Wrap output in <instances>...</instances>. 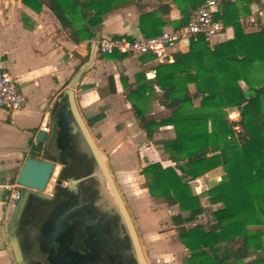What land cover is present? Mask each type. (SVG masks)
I'll return each instance as SVG.
<instances>
[{
	"label": "trees",
	"instance_id": "trees-1",
	"mask_svg": "<svg viewBox=\"0 0 264 264\" xmlns=\"http://www.w3.org/2000/svg\"><path fill=\"white\" fill-rule=\"evenodd\" d=\"M172 1L182 15L173 25L177 29L186 24L202 0ZM125 2L137 4L138 0H22L35 12L45 6L75 44L94 38L103 15ZM250 2H221L215 19L232 29L231 39L213 48L202 38L190 41L188 53H177L173 63L157 65L152 80L141 74L136 89L126 94L148 141L156 129L173 128V138L158 142L171 165L150 163L140 174L151 198L178 208L170 222L188 252L184 264H264V75L253 79L256 67L264 71V27L244 33L239 20L242 12L248 14ZM164 8L160 5L157 11L140 15L143 36L161 33L167 25L159 16ZM188 84H194V93L189 92ZM155 97L170 111L166 119L148 117L147 104ZM197 98L200 102L194 107ZM229 108L242 110L237 122L227 121ZM235 124L241 127L236 137ZM41 150L37 144L31 155ZM216 168H222L224 175L207 191V198L218 208L211 212L209 222L197 224L204 209L190 183ZM67 177L61 170L59 179ZM252 250L255 258L248 260Z\"/></svg>",
	"mask_w": 264,
	"mask_h": 264
},
{
	"label": "crops",
	"instance_id": "crops-1",
	"mask_svg": "<svg viewBox=\"0 0 264 264\" xmlns=\"http://www.w3.org/2000/svg\"><path fill=\"white\" fill-rule=\"evenodd\" d=\"M222 1L218 0V13ZM160 5L165 6L159 15L160 19L167 23L161 32L173 29L174 23L182 15L172 0H138L137 4H117L103 15L94 38L75 44L45 6L35 12L24 5L22 0H0V62L10 71L27 99L26 105L21 109L10 111L0 108V264H15L8 230L14 205L8 204L5 186L18 187L14 179L27 157L55 160L58 162L55 164V171L63 168L58 156L53 154L56 152L53 146L56 140L45 151V143L40 144L35 138L39 131H44L49 136L52 115L62 99H65L60 96L65 89L71 88L73 79L81 69L83 71L72 88L77 107L134 213L150 257L154 264L177 263L171 252L165 253L164 261L157 258L155 241L141 213V202L145 203V211L150 219L155 220L161 209L170 212L175 209L174 214L178 212L177 206L168 207L162 199L151 198L143 187L145 180L140 174L142 168L150 163L159 162L163 167L171 165L162 149L157 150L156 147L161 148L159 141L174 137L173 128L165 126L156 129L152 140L148 141L145 132L138 126L126 94L129 89H136L141 82V74L147 80H152L157 65L173 63V56L177 53H188L190 41H181L169 47L166 50L168 61L163 63L154 60L152 56H102L97 53L94 45V41L102 35L129 38L143 36L139 28L140 15L157 11ZM248 11V14L242 12L240 16L243 31L258 32L264 27V0H251ZM219 23L221 31L212 39V48L233 36L230 27H223L220 21ZM263 75L264 71L259 67L253 71V79ZM239 84L246 90L244 82ZM187 87L190 93H194V84H188ZM199 102L200 98L195 99L194 107ZM147 106L148 117L155 121L166 119L170 115V111L161 106L156 97L149 100ZM228 117L231 122L235 121V118H240V112L228 109ZM140 136L143 141L138 143L135 140ZM37 144L41 145L42 150L32 156L31 148ZM140 152L141 167L138 164ZM221 172L222 168H216L191 183H198L211 176L217 184L222 178ZM49 183L47 194L65 187V183L58 186L55 183L48 189ZM154 207L158 210L154 211ZM158 220L159 218L155 224L160 240L163 235L157 226Z\"/></svg>",
	"mask_w": 264,
	"mask_h": 264
},
{
	"label": "flooded vegetation",
	"instance_id": "flooded-vegetation-1",
	"mask_svg": "<svg viewBox=\"0 0 264 264\" xmlns=\"http://www.w3.org/2000/svg\"><path fill=\"white\" fill-rule=\"evenodd\" d=\"M79 144V137L73 134L53 145L67 178H82L93 170L79 152ZM51 194L53 199L37 201L21 214L16 235L25 264H138L115 201L102 180L88 179L69 191L57 188ZM66 221L75 237V256L64 248L66 233L60 228ZM135 230L141 245V236ZM37 231L43 235L40 241Z\"/></svg>",
	"mask_w": 264,
	"mask_h": 264
},
{
	"label": "water",
	"instance_id": "water-1",
	"mask_svg": "<svg viewBox=\"0 0 264 264\" xmlns=\"http://www.w3.org/2000/svg\"><path fill=\"white\" fill-rule=\"evenodd\" d=\"M82 71L83 69H81V71L73 79L70 86L71 88L65 89L63 94L60 96V98L65 97V99H62L59 107L52 115L49 136H47L44 131H39L36 135L35 141L40 144L45 143V151H48L54 140H56V144L58 145L63 138L70 137L73 134L79 137L81 145L87 150L91 160L93 161V170L90 175L82 178H67L65 180L59 179L56 181V186L61 183H65L63 191H69V189L79 182L88 179L102 180L115 201L120 217L123 220L128 232L138 264H148L143 254L133 221L117 189L106 160L100 152L88 125L83 120L77 107L72 88H74ZM241 113L242 110L240 111V114ZM56 127L57 131H55ZM56 163L58 162L55 160H40L33 157H27L23 161L21 168L14 179L16 185L22 190L18 202L14 205V211L10 218L8 227L9 243L15 264H25L23 250L21 248L19 238L16 235L21 214L29 205H34L37 201H50L53 199L52 194L46 193V188L51 179V175L55 171ZM60 229L61 233H66L64 248L66 251L71 253V255L75 256L78 254V251L74 247L75 237L70 231L69 222H64V225ZM38 233L39 237L37 241H40V239L43 238V235L40 231H37V234Z\"/></svg>",
	"mask_w": 264,
	"mask_h": 264
},
{
	"label": "built area",
	"instance_id": "built-area-1",
	"mask_svg": "<svg viewBox=\"0 0 264 264\" xmlns=\"http://www.w3.org/2000/svg\"><path fill=\"white\" fill-rule=\"evenodd\" d=\"M218 6V0H202L201 4L190 12L185 25L177 29L162 31L156 36L145 37L139 35L130 38L99 36L94 41L96 51L102 56L114 54L132 57L152 56L154 60L163 63L168 61L166 50L181 41L195 42L202 38L212 48V39L221 31L219 21L215 19ZM26 102V96L17 81L0 62V108L10 111L21 109L26 105ZM234 120L232 122H237L239 118ZM232 131L234 137H236L241 132V127L235 124ZM5 189L8 192V204L15 205L21 196V188L19 186L15 187V185H6Z\"/></svg>",
	"mask_w": 264,
	"mask_h": 264
},
{
	"label": "rangeland",
	"instance_id": "rangeland-1",
	"mask_svg": "<svg viewBox=\"0 0 264 264\" xmlns=\"http://www.w3.org/2000/svg\"><path fill=\"white\" fill-rule=\"evenodd\" d=\"M229 109H234V110L236 109V111H239L237 108H229ZM226 114H227V121L231 122L228 118V109H226ZM135 141L138 143H141L143 141V138H141V136L137 137ZM78 147H79V149H78L79 152L86 159H88L89 162L93 165V161L91 160L87 150L81 145V143L78 145ZM156 149L158 150L161 148L156 147ZM53 154L58 155L56 152ZM138 160H139L138 164L141 167V152L138 155ZM61 169H62V167L58 168L55 171V174L51 177L48 189H50V185L51 186L55 185L56 180H57L58 175H59L58 173L60 172ZM221 173H222L221 177H223V175H224L223 169H222ZM215 185H216L215 180H212L211 176H208V177L200 180L198 183H195V182L190 183L191 189L199 196L200 203L204 209L203 214L201 216H199L197 221H196L197 224H205V223L209 222L211 212L214 209L218 208V206H216V205H211L208 202V198H207V191ZM120 191H121V189H120ZM121 193H122V191H121ZM123 197H124V200L127 204L129 212L131 213L132 219H133L134 224H135V228L137 229L139 236H141V247H142L143 254L146 258V261L148 264H154L152 261V258L150 257L149 251L143 242L141 229L139 228V226L136 222V218L134 216V213L131 210L130 205L126 201L124 195H123ZM145 208H146L145 203L141 202V213H142V216L145 220L146 226L150 230L151 236H152L153 240L155 241L154 245H155L157 256H158L157 258L160 261H164L165 253L171 252V254H173L175 257V261L177 262L176 264H184V259L187 256L188 252L184 248L182 242L176 237V229L170 222V216L173 215L175 213L174 211H176V210L174 209L170 212L167 209H165V210L161 209L157 213V218H159L157 226L159 229H161L162 235H163V237L160 240H158V231L156 229V224H155L157 218L155 220L150 219L148 217L149 215L145 211ZM157 210H158V208L154 207V211H157ZM261 229L263 230V228H261ZM262 241H263V246H264V231H263ZM254 258H255V252L252 250V251H250V257L248 258V260H252Z\"/></svg>",
	"mask_w": 264,
	"mask_h": 264
}]
</instances>
